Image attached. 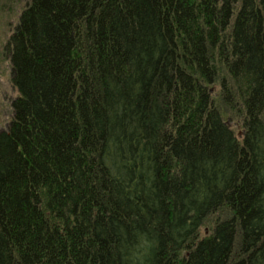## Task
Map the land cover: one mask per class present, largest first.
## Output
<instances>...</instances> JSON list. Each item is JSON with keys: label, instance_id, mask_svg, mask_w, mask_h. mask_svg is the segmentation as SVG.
<instances>
[{"label": "trees", "instance_id": "obj_1", "mask_svg": "<svg viewBox=\"0 0 264 264\" xmlns=\"http://www.w3.org/2000/svg\"><path fill=\"white\" fill-rule=\"evenodd\" d=\"M6 1L0 264H264V0Z\"/></svg>", "mask_w": 264, "mask_h": 264}, {"label": "rangeland", "instance_id": "obj_2", "mask_svg": "<svg viewBox=\"0 0 264 264\" xmlns=\"http://www.w3.org/2000/svg\"><path fill=\"white\" fill-rule=\"evenodd\" d=\"M19 4H23L24 0H20ZM3 4V8H1ZM11 6L6 0H0V129L5 128L11 116L10 101L16 96L15 90L9 82L10 70L7 59L2 57V46L6 38L12 33L16 23L15 16L8 14Z\"/></svg>", "mask_w": 264, "mask_h": 264}]
</instances>
